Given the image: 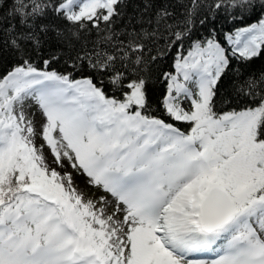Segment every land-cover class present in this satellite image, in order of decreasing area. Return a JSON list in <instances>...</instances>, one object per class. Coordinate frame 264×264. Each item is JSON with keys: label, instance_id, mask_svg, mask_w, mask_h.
Returning <instances> with one entry per match:
<instances>
[{"label": "snow or ice", "instance_id": "obj_1", "mask_svg": "<svg viewBox=\"0 0 264 264\" xmlns=\"http://www.w3.org/2000/svg\"><path fill=\"white\" fill-rule=\"evenodd\" d=\"M7 2L0 264H264V71L245 68L264 56V0H209L199 24L233 27L203 37L201 0ZM177 46L154 107L153 66ZM45 146L112 200H85Z\"/></svg>", "mask_w": 264, "mask_h": 264}, {"label": "trees", "instance_id": "obj_2", "mask_svg": "<svg viewBox=\"0 0 264 264\" xmlns=\"http://www.w3.org/2000/svg\"><path fill=\"white\" fill-rule=\"evenodd\" d=\"M134 2L136 3H140L141 7L143 6L142 4V0H134ZM171 2L175 5L176 7V11H182L180 4H187L189 2V0H171ZM11 3V0H8L7 3H5L4 7L8 8L9 5ZM201 3L204 5L203 8L200 9V15L197 16L195 18L194 21V25H193V35L194 36H207V29L209 27H215L221 34H223L224 32H227L228 30H230L233 27V22L230 20V18H227L225 15L221 14L218 15L215 19L214 24H207L205 26H201L199 24V19H201L203 17V15L206 12V6L209 3V0H201ZM127 11L130 13L132 11V5L129 4V7L127 9ZM255 17L254 16H250L248 17L243 23L244 24H250L252 22H254ZM59 24H61V26H63L64 22L63 21H58ZM239 26V25H237ZM101 27H104V25L102 24ZM95 32L96 30L93 29V36H95ZM186 46V43H185ZM182 49H180L178 46L177 47H170L167 54L164 56V58H162L156 65L153 66V87H152V97H153V105L155 107V101L156 99H158L162 93H163V89H164V85L163 83L156 81L155 77L158 75V73L160 71H169L171 70V66H172V62H173V58L177 55L178 51H181ZM235 63V62H234ZM10 60L6 59L3 62H0V71H4L6 68L10 67ZM52 68L58 71H70L71 69L68 67V65L65 64V60L64 58H62L58 63H54L52 65ZM246 71H250V72H260V71H264V56H261L259 58L254 59L250 64L245 66ZM231 80V74L225 76V78L222 81L221 84V91H225L226 87L229 85V82ZM157 115H160V113H156ZM177 126L185 128L187 127V125H183V124H178Z\"/></svg>", "mask_w": 264, "mask_h": 264}, {"label": "rangeland", "instance_id": "obj_3", "mask_svg": "<svg viewBox=\"0 0 264 264\" xmlns=\"http://www.w3.org/2000/svg\"><path fill=\"white\" fill-rule=\"evenodd\" d=\"M25 112H26V115L28 116V118L33 120L34 127L37 130V134L35 137V143H36L37 147H39L40 145H44L45 142L42 139L41 134H40L41 125L43 123L42 116H41L40 112L37 110L36 106L31 101L27 102V104L25 106ZM33 114H35V115L33 116ZM43 153H44L46 161L50 165V167L56 168L57 171L61 172L62 174L65 171L72 173L73 186L76 187L77 191L83 193L85 200L92 199L95 201L101 196L106 197L109 201L112 200V197L110 196V194L102 191L100 188L90 186L87 183V177L85 175L77 172L76 170L72 169L69 166V162L67 160L63 161V164H64L63 168L58 167L57 164L54 163V157L50 153V150L47 146H45L43 148ZM113 204H114V201H113ZM99 206L100 205L97 204V207H99ZM112 210H113L112 207H109L107 209L108 213H111ZM204 256H205V254L201 255L200 257H204ZM209 258H211L210 255H207L205 257V259H209Z\"/></svg>", "mask_w": 264, "mask_h": 264}]
</instances>
